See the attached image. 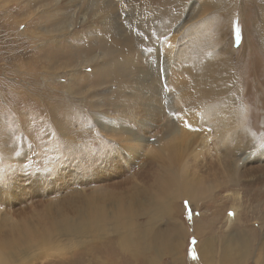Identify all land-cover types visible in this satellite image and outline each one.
<instances>
[{"label":"rangeland","instance_id":"rangeland-1","mask_svg":"<svg viewBox=\"0 0 264 264\" xmlns=\"http://www.w3.org/2000/svg\"><path fill=\"white\" fill-rule=\"evenodd\" d=\"M173 1L174 3L171 4L174 7L171 6L172 9H168L169 13L172 14L174 18L180 17V15H185L186 21H188L189 24L187 22L188 26L187 24L185 25L186 27H184V31H180V35L177 34L179 36L176 38L175 42L172 43L171 48L168 51V53H170L168 60L153 57L151 53L152 49H150L151 51H148L145 48L144 41L146 39H138V41L134 42V48L132 47L134 51H140V55L138 54L135 59L138 63H134L129 69L131 72L129 76L126 77V79H129L127 80L128 83L125 84L124 89L121 90L119 88V91L118 86L116 85L117 78L108 71L105 76L102 75L98 81L99 77L97 76L101 74L100 68L103 67L104 63L99 61L98 56L100 54L97 49L94 50L93 54H91L95 57V60L93 62H87V65L81 64L76 72L70 70L69 68H65L62 65L63 62H67L73 66L82 61L86 57V53L90 52V45H93L96 40L94 31H96L99 27V25L93 24V22H95L93 16L84 15L86 12L84 10L81 11L79 15H76L73 12L72 14L67 13L65 16L62 14V3H65V0H43L42 3H40L41 0H0V127H6L4 123V116L8 117L9 120L10 113L12 114V112H15V114H18L20 111L25 119H27L24 121L21 115V119L26 123L25 125L23 124L21 129L24 132L23 141L27 143V147L29 146V148H31L30 146L33 144H36V147H39V145L48 147V143H51H47V134L49 135L48 131L43 129V126L42 133H40L41 127L37 125L35 126L29 121L35 122L36 114L38 113L37 105L44 104L42 103L43 96L40 93H48L44 90L45 85L56 88L59 96L65 97L64 90L68 87V83L71 79L74 81H70V85L73 86V90L78 94V96L72 92L71 100H73L74 103L69 104V106L72 108H78V106L79 108L82 107V112H79L81 109H78L79 111H76L75 109L76 113H74V116L76 117L72 116L73 120L70 123L71 131L85 134L88 138H90L88 135H90L93 128L95 129L94 124H91L94 123V121H90V123L86 122V126H84L82 124L83 120H80V117L86 118L88 116V118L92 120L94 117L101 115L107 119H112L113 117L124 118L128 116L127 118H124L126 122H131L133 124V120H135L133 125H138L139 128L144 125L145 132L149 127V116L152 114L151 110H149V106L153 104L155 100L154 98L158 99V92L154 93V97V95H152L154 92L152 89L159 86L157 79L162 81V76L166 73V70L169 69V66L170 70L172 69L173 72L175 70L174 68L179 67V70H186L189 68V70L192 71V74H195V70L198 71L202 65L199 62V59L202 61V59L204 60L207 57V53L205 52H208L209 59H211L214 63L222 58L223 50L221 47H225L226 49L230 47L229 36L233 40L232 47L235 51L230 53V55H242V57H248V52H250L251 49L248 47L249 45L247 48H244L245 50L241 49L243 51L242 52L239 48L240 46H238V41H235L241 34L238 19L229 21L231 10L227 11L226 6H228V4L230 5L232 0H230V3H228V0ZM131 2L132 1L125 4L127 5L129 3L127 8L122 5L124 15L119 19V23L120 27L125 30V33L129 30L134 32L136 31L134 35L137 36L139 30H136L137 28L132 26V23L134 21V17L136 18V14H138L139 3ZM44 5L45 9L43 8ZM24 7L26 8L24 12L25 14H19V11L23 10L22 8ZM82 7L85 8L86 5L83 4ZM239 7H237L236 12L237 14L239 13L238 15L242 18L241 26L243 27V33L245 31L244 37L246 38L248 36L246 32V24L251 17L252 10L250 7H244L243 5ZM83 8L80 9L82 10ZM155 8L157 9V6H155ZM11 14H13V16H11ZM26 16H28L27 21L24 24H20V19L23 17L27 18ZM129 20L131 22H129ZM194 20L195 22L191 23ZM196 21H199V23ZM258 26V32H261V30L264 31V15L263 18L257 20V27ZM237 29L239 30L238 32ZM60 30L62 33L59 35ZM216 30H221L220 36H218ZM22 31L24 32V35ZM27 31H29L30 34H28ZM175 33L176 32H172L171 37L176 36ZM259 39H264V35L259 37ZM205 41H210L213 46L210 43L204 44L206 43ZM215 41L217 42L215 43ZM206 45L208 47H206ZM204 46L205 48L203 49ZM209 46L212 48L210 49ZM151 47L152 43L148 46V49ZM37 48H39V51L36 52L35 49ZM48 48H50L53 52L55 51V48L61 49L64 52L74 51V54L76 55V58H73L74 63L71 62L72 59L66 60V58L63 57L56 60V62H49L44 54L47 53ZM208 49L210 50L208 51ZM196 52H198L201 56L197 57L196 55L198 54ZM253 53V55L257 58L255 67L251 62H248V64L246 63V65L243 63L244 75L241 73V80L244 83L247 81L248 86L252 88L255 86L257 88V91L252 92L249 90L248 92V94H250L249 97L251 96L250 104H253L252 109L249 110V114L255 115L256 117V119L254 117L249 120L251 122H249V131H251L250 134L252 133L253 138L251 137L252 135L247 137L244 134H242L244 137L242 136L237 138L235 132L230 133L225 137L224 128L220 129L217 127L215 122L211 123L212 121H208L206 118V121H204L205 119H203V121L206 122V124L208 123L207 125L209 126L205 129V135H199L198 138H196L197 142L192 149L181 155V162H178V167L183 171L187 179L194 182L193 189L196 192L204 194V197L196 199V204L198 206L197 209H195L194 206L187 200H176V197L172 196L174 197L171 199V204L174 205V212L172 216L169 217L164 214L159 215L160 218L157 217V220H155L154 224H152L150 231H147L151 241V250L147 252V259L142 257H137L136 259L130 258V253L128 251L120 250L117 244H115L119 234L102 232L101 238H97V240L93 241H85L81 245L65 243L67 237L54 238L52 235L55 241L53 249L46 247V250L44 251H36L33 253V256L39 254V259L33 260L30 263L23 262L21 264H203L201 257L197 252L196 246L198 244H203L205 242V238L211 240L210 242L213 245L212 255L215 261L214 263L222 264L220 263L222 253L226 247L232 246L231 239H234L236 236L245 240L249 250L248 256L245 257V262L243 261L241 264H255V260L257 258L256 256L263 253L261 251V244L264 241V148L260 147L261 144H264V83L261 82L264 79V69L263 67H259V64L262 62L261 54L256 51ZM151 55L152 59L151 61H148V58ZM172 55L173 58L171 59L170 57ZM91 57L92 56H90V59ZM194 57L198 61L194 60ZM22 58L25 63H31L32 67H34L33 69L36 70L33 71L35 73H21V71L16 70V60ZM196 61L200 66L196 63ZM49 63L52 64L49 65L51 69L48 67ZM37 65H39V67L35 68ZM140 65L141 67H139ZM250 70L255 72V74H259V78H252L253 76L250 75ZM248 75L251 78H249ZM147 84L151 86L150 89ZM139 87L143 88L140 89ZM15 92L24 96V98H26V103L19 102L16 99L14 101L15 105L13 106L14 110L10 112L9 102L11 100L13 102ZM199 92L200 90L197 88L191 90V93L195 97L200 96L199 98H202L203 95ZM9 94H11L12 98H10ZM260 95L263 96V99L259 98L261 97ZM137 97L140 98L138 101ZM133 100L135 102L137 101V104L133 102ZM3 102H6L7 104L5 105ZM140 102L143 105L146 104V108L143 107ZM205 102L202 100L200 103ZM56 103L58 102L56 101ZM157 103L159 105L161 104L163 109H166V106L162 103V101L158 100L154 103L156 105L155 107L158 106ZM62 106L64 108L65 104L62 103ZM129 108H133V111ZM56 110L57 117L65 119L61 117V114H64L61 111L64 109ZM58 111L61 113L59 114ZM135 111L137 112L135 113ZM65 115L66 113L64 114V117L68 118ZM227 116L228 115H225L226 118H223L225 124H227L231 118L230 116ZM40 117L43 118L44 116L40 115ZM129 117L131 119H129ZM44 119L51 120L52 116L49 118L45 117ZM75 120L76 122H74ZM160 121L158 119L157 123L154 124L156 128L152 127L153 129H151V131L147 129L150 131V134H148V140L140 143H144L143 145H146L147 149L148 147L149 149L143 153L141 152L142 156H136L138 159L133 163V165L128 166V168L123 166L124 163L118 165L116 169H120L121 172L115 171V165H112L110 162L107 163L108 165L103 163V159L105 160L107 155L110 156L114 153L113 150L116 147L114 141L112 142V140L110 141L108 138H103L102 140L101 137H95L92 144V147L95 149L93 151L87 150L85 143L83 144L82 140H77V143L80 145V149L78 151H75L73 154L71 153L70 155H66L65 157L60 154L63 158L62 163L59 166H57V164H59L58 160L56 161L57 163L55 161L53 162V164L57 167L54 169V172L57 171V175L60 172L65 173L68 175L67 179L69 181L67 180L68 182L66 184L59 183L60 185H55L51 181L52 177L57 175H53L49 172H42L41 168H39V181H45L44 179H41L47 178L46 181L53 183V186L44 191L39 188V197L37 196L33 199H26L25 203L15 206V209H24L30 205L32 210L27 212L24 216L26 223L38 227L39 232H42L52 227L53 222L56 220L59 221L62 217H74V212L78 209L76 207H84V205L77 199L79 198V195H81V193H89L92 190L95 191L100 187H106L107 192L111 193L108 195V199L112 202V205L109 204L107 207L104 206V209H112L115 202L122 201L123 203L129 198L136 196L137 192L143 194L145 190L147 192V197L145 195L146 202L148 199L149 202L157 201V198H160L159 196H156V194H158V183L165 178L167 173L166 167H163V162L165 161L162 159L156 161V154L153 150L151 151V145H153L154 139H156L157 136L163 135L165 131L164 124L166 122L164 119H160ZM137 122H141V125ZM52 130L53 133L56 134L51 136L54 141V145L51 147L54 151L55 148H58L57 145H60L58 141H56L60 134L58 133L59 130L57 131L54 125L52 126ZM2 133L3 132L0 131L1 143L3 140ZM251 138L252 140H250ZM238 141H242L244 145L247 144L250 150L246 155L241 156V165L237 168L236 173L232 175L222 161L233 159V155L235 154L234 149L239 143ZM99 146H103V152L100 153V155L96 152L98 148H100ZM214 146L217 151L213 149ZM46 153L48 155H53L54 153L56 154V152H52L50 150H47ZM114 157H116V155ZM99 158L100 162L98 161ZM199 164H201V166H199ZM78 168L80 169L77 170ZM113 172H118V174L120 173V177L118 176L111 181H101L103 178L113 176L111 175ZM3 173L4 170H1L0 174L3 175ZM34 174L38 176L36 172L28 175H31L33 178ZM26 182H28V179ZM159 203L160 202H155V205ZM38 204H41V206L36 207ZM150 204L151 203H147L144 205L149 206ZM139 211L140 210L138 209V216L135 218V222L139 229L142 230L145 223L148 222L149 219L142 211H140L141 213ZM230 213L234 215H230ZM76 214H79V211H77ZM197 218L204 226L202 232L199 234H196L194 227L192 228V226H196L194 221L198 222ZM13 221L15 220L0 222V242L12 238L11 235L15 236L18 232L14 229ZM49 223H51V225H49ZM179 228H181V232L178 231ZM107 243L108 245H106ZM89 244L98 246L99 250H93L91 247L86 248ZM100 245L101 247H99Z\"/></svg>","mask_w":264,"mask_h":264},{"label":"bare ground","instance_id":"bare-ground-1","mask_svg":"<svg viewBox=\"0 0 264 264\" xmlns=\"http://www.w3.org/2000/svg\"><path fill=\"white\" fill-rule=\"evenodd\" d=\"M42 1L43 0H41L40 3H42ZM130 1H132L131 3H136V2L139 3L138 14H136L137 16L136 18L134 17V21L132 23V26H135L137 28L136 30H139L137 36L134 35L136 31L134 32L129 30L128 32L125 33L124 32L125 30L120 27V23H119V19L124 15L123 14L124 9L122 5L127 8V5L130 3ZM127 2L129 3L125 5ZM171 3H174V1L173 0H65V3L64 2L62 3L63 4L62 14L66 16L67 13L72 14L74 12L76 15H79L80 12L84 10L86 11L84 15L93 16V19L95 20L93 24H97L99 25V27L96 29V31H94L95 32L94 36L96 40L93 45H90V52L86 53V57H85L86 59L84 58L82 61H80L79 63L73 66L68 64L67 62L66 63L63 62L62 65L65 68H69L70 70L76 72L78 71V67H80L81 64L83 65L86 64L87 62H93L95 60V57L91 54H93L94 50L97 49L99 50V54H100L98 56L99 61L104 63L103 67L100 68L101 74L99 73L100 75L97 76L99 77L98 81L100 80V77L102 75L105 76L106 72L108 71L114 77L117 78L116 85L118 86V89L119 88L121 90L124 89L125 84L128 83L127 80H129L126 79V77L129 76L131 72V70L129 69L132 67L134 63L135 64L138 63V61L136 62L135 59L138 56V54L140 55L139 50H136L137 52L133 50L135 41H138V39L140 40L146 39L144 41L145 48L146 50H148V46L152 43V47L149 49H152L151 53L153 57H156L158 59L161 58L168 60L170 56V53H168V51L170 50L172 43L175 42L176 38L181 34L180 31L182 30L184 31V27H186L185 25L188 22L186 21V16L180 15V17L174 18V16L170 14L168 10L169 8H171V6H173ZM228 3H230V0H228ZM83 4L86 5L85 8L82 7ZM241 5H243L244 7H250L252 10L251 17L246 24L248 29V30L246 29V32L248 34L246 38L244 37L245 31L243 33V27L241 26L242 18L240 17V15H238L239 13L237 14L236 12L237 7ZM155 6H157V9L155 8ZM44 7L45 5L43 6V8ZM79 7L83 9L81 10ZM22 9L23 10L19 11V14L24 13L26 8L24 7ZM226 10L227 11L231 10L229 21L233 19L234 20L238 19L239 21L241 34L235 41H238V46H240L239 47L240 50L247 48V46L249 45L248 47H250L251 49L250 52H248V57H242V55H238V56L230 55V53H233L235 51L233 50L232 47L233 40L229 36L230 47L228 49H226L225 47H221V49L223 50V56L218 61H216V63L211 61V59H209L208 57V52H205L207 53L206 54L207 57L205 56L206 58L204 60L202 59L203 58L202 57L201 58L202 61L199 59V62L202 65L198 71L195 70L196 72L195 74H192V71H190L189 68L186 70L185 69L179 70V67L174 68L175 70L173 72L172 69H171L172 71L170 70V66H169V69H167L166 73H164V75L162 76L163 77L162 81L160 79H157L159 83L158 84L159 88L155 87L154 89H152L154 91L152 95H154L155 92H158V99L154 98L155 100L153 104L149 106L150 107L149 110H151L152 114H150L149 116L150 117L149 127L146 128L149 129L150 131L151 129H153L152 127L156 128L154 124L157 123L158 119L159 121L160 119H164L166 122V123L164 122L165 123L164 134L157 136V138L154 139L153 141V145H151L152 146L151 151L153 150V152L156 154L157 157L156 161L160 159L165 161L163 162V167H166L167 170L165 178L158 183L159 185L157 187L158 194H156V196H159L160 198H157V201L149 202L148 199V201L146 202L145 198L147 197V192L145 190L143 194L137 192L136 196L129 198L123 203L122 201L115 202L112 209L110 208L112 206L108 207L111 210L107 208L104 209L105 208L104 206L107 207V205L109 204L112 205V202H110V200L108 199V195H110L111 193L107 192L106 187H100L95 191L92 190L89 193H81V195H79V198L77 199L80 201L81 204L84 205V207L77 206L76 208L78 209L75 210L74 217H62L59 221L56 220L55 222H53L52 227H50L49 229L46 228L47 230L39 232L38 227L29 225L28 223H26V219L24 218L25 214L32 210L30 205L24 209L23 208L15 209V206L25 203L26 199L28 198L33 199L36 198L37 196L39 197V192H40L39 188L44 191L47 188L53 186V183L55 185L59 183L66 184L69 181L67 179L68 175H66L65 173L60 172L57 175L56 174L57 171L54 172V169L57 167L53 164V162L54 161L56 162L58 160L59 164H57V166H59L62 163L63 157H61L60 154L65 157L66 155H70L71 153L73 154L75 151H78L80 149V145L77 143V140H82V143L83 144L85 143L87 150L94 151L95 149L94 147H92V144L94 142L95 137H101L102 140L103 138H108L110 139V141L111 140L112 142L114 141L116 147L114 148L113 150L114 153L112 155L110 156L107 155L106 157L107 159L106 158L105 160L103 159V163L107 164L108 162H110L112 165H115V169H114L115 171L121 172L119 168H118L119 170L116 169L118 165L124 163L123 166H125V168H128V166L133 165V163L138 159L136 158V156L138 157L142 156V153L149 149V147L147 149L146 145H143L144 143L143 144L140 143L142 141L148 140V136H149L148 134H150V131L146 129V131L144 132L145 130L144 125L140 126V128L138 125L134 126L133 124L135 120H133L134 121L133 124L131 122H126L124 118H127L128 116L124 118L113 117L112 119H107L101 115L94 117L92 120H90L88 116L86 118L80 117V120H83L82 124L84 126H86L85 125L86 122L90 123V121L92 122L94 121V123L91 124H94L95 129L93 128L92 132L90 131L91 133L90 135H88L90 138H88L85 134L71 131L70 123L73 120L72 116H74V113H76L75 109L76 111H79L78 109H81L79 112H82V107L79 108L78 106V108H72L71 106H69V104L74 103L73 100H71L72 92H74V90H73V86L70 85L71 84L70 81H74V80L71 79L68 83L69 84L68 87L66 89L63 87L65 89L64 90L65 97H60L58 92L56 91V88H52L49 85H45L44 90L47 91L48 93L46 92L40 93L43 96L42 103L44 104L37 105V112H38L37 114L39 116L36 114L35 122L29 121L35 126L37 125L41 127V128L39 127L41 129L40 133H42L43 126H44L43 129H46L48 131L49 135L47 134V138H48L47 143L51 142L48 143L49 145V146L47 145L48 147L45 146L43 147L42 145L36 147L35 146L36 144L31 145L30 146L31 148H29V146L27 147V143L23 141L24 132L21 129L23 124L24 125L26 124L24 121H26L27 119H25V117L22 115L20 111L19 113L17 112L19 115L15 114V112H12V114L10 113L9 120L8 117L4 116L5 119L4 123L6 127L5 128L0 127V131L3 132L2 133L3 140L2 143L0 142V171L4 170L3 175L0 174V177H3L2 181H0V198H1L0 222L15 220L13 221L14 229H16V231L18 232L16 233L15 236L11 235L12 238L0 242V264H21L23 262L30 263L33 260L39 259V254L33 256V253L39 250L44 251L46 250V247H50L53 249L55 237H67L65 243L81 245L85 241H89V240L93 241V240H97V238H101L102 232H112L113 234H119L115 244H117L120 250L128 251L130 253L129 254L130 258L136 259L137 257H142L144 259H147L146 256L147 252L151 250V241L147 231L148 232L150 231L152 224H154L155 220H157V217H159V215L164 214L169 217L172 216L174 212L173 211L174 205L171 204V199L176 197V200L177 199H181V201L187 200L190 204L194 206L195 209H197L198 205L196 204L197 202L196 199L203 198L204 194H202L201 192H196L193 189L194 182L192 180L187 179L183 171L180 170V168L178 167L179 166L178 162H181V155L185 154L190 149H192V147L196 144L197 142L196 138H198L199 135H205V129H207L208 126L207 125L208 123L206 124V122H204L206 121V119H208V121L209 120L212 121L211 123L215 122L217 127H219L220 129L224 128L223 130L225 133V137L233 132H235L237 138L242 137L243 136L242 134L246 135L247 137L248 136L250 137L252 135V133L250 134L251 131H249V125H250L249 120L251 118H254L255 115L251 114L252 115L251 116L249 114V110L252 109L253 104H250L251 96L249 97L250 94H248V92L249 90H251L252 92L257 91V88L255 86L254 88L248 86L247 81L246 83H244L241 80V73L244 75L243 63L246 65V63L248 64V62H251L252 64H254L255 67L257 58L253 55L254 51L261 54L262 62L259 64L260 65L259 67H263L264 69V39L262 40L259 39V37H262L264 35V31L261 30V32H258L257 30V28H259V26L257 27V20L263 18L264 15V0H234V1L232 0V3L226 6ZM11 16H13V14H11ZM26 17L27 18L25 17L21 18L19 23L24 24L28 19V16ZM129 22L131 21L129 20ZM193 22H195V20L192 21L191 23ZM196 22L199 23V21ZM61 30L59 35L62 33ZM29 31H27L28 34H30ZM172 32L173 33L176 32L175 33L176 36L171 37ZM220 32L221 30H216L218 36L221 35ZM226 35H227V29H226ZM216 42L217 41H215V43ZM209 43L210 41H207L204 44H209ZM210 44L213 46L212 43ZM206 47L208 46L206 45ZM50 48L47 49V53H44L46 59L49 62H56V60H59L63 57L66 58V60L72 59L71 62L74 63L73 58L74 59L76 58L74 51L64 52L61 49L55 48V51L53 52L51 51ZM204 48L205 46L203 47V49ZM211 48L212 47H210V49ZM210 49H208V51ZM35 51L36 52L39 51V48L35 49ZM196 53L198 54V52ZM152 55L149 56L148 61H151ZM90 56H92L91 59ZM196 56L198 57L201 55L198 54ZM195 57L194 60H197ZM170 58L172 59L173 55ZM16 61H17L15 64L16 70L21 71V73L31 74L30 72H33L35 70L33 69L34 67H32L31 63H27V62L25 63L23 58L17 59ZM50 64L51 63L48 64V67ZM197 64L199 65V63ZM36 67H39V65L35 66V68ZM139 67H141V65ZM250 72H251L250 75L253 76L252 78L254 79L260 76L259 74H255V72L251 70ZM249 78L251 77L249 76ZM117 80L120 81L118 82ZM261 82L264 83V79ZM150 87L151 86H149V89ZM139 88L142 89L143 87L142 88L139 87ZM194 88L200 90L199 93L203 95L202 98H199L200 96L195 97L191 93V90ZM14 94L15 97L13 98L14 99L13 102L12 100L9 102L10 112L14 110L13 106L15 105L14 101L16 99L19 102L26 103V98H24V96L18 94V92L17 93L15 92ZM75 94L78 96L77 93ZM9 95L10 98H12L11 94ZM259 98L263 99V96ZM139 99L140 98H138L137 101ZM158 100L162 101V103L166 106V109L165 108L163 109L161 104L159 105L158 103H157L158 106L155 107L156 105L154 103H156ZM202 100L206 102L200 103L202 102ZM56 101L58 103H56ZM137 101L135 102L133 100V102H135L136 104ZM62 103H64L65 106L67 104L66 106L67 108L65 106L63 108ZM4 104L6 105L7 103L5 102ZM143 107L146 108V104H144ZM56 109H64L61 112H63L64 114L66 113L65 116H67L68 118L64 117V114H61V117L65 118L66 120L62 118H58ZM129 109L133 111V108L132 109L129 108ZM137 111H135V113ZM61 112H59V114ZM21 115L24 121L21 119ZM40 115L44 117L41 118ZM225 115L231 117L227 124H225V122L223 121V118H226ZM51 116H52L51 120L44 119L45 117L49 118ZM129 119L131 118L129 117ZM203 119L205 120L203 121ZM139 120L142 121L141 119ZM74 122H76V120ZM137 123L140 124L141 122H137ZM53 125L55 126L57 131L59 130L58 133L60 134V136H58L59 134L57 135L58 139L56 140L60 145H57L58 148H55L54 151L51 147L54 145L53 144L54 141L52 140L51 136L56 135L55 133H53L52 130ZM251 137L253 138V135ZM252 138L250 140H252ZM238 142L239 143L235 146L234 149L235 154L233 155V159L230 160L228 159V161L227 160L222 161L226 165L227 170L230 171L232 175L236 173L237 168L241 165L240 164V161L242 160L241 156L246 155L247 152L250 150L247 144L244 145L242 141H238ZM128 143H132V144H128ZM99 147L100 148H98V150L96 151L98 155H100V153L103 152L102 151L103 146H99ZM213 149L217 151L215 146ZM47 150L56 152V154L54 153L53 155H48L46 153ZM115 155L116 157H114ZM100 158L98 159L99 162H100ZM199 166H201V164H199ZM39 168H41L42 172H49L53 175L55 174L57 175L52 177L51 182L53 183L47 182L46 181L47 178L41 179V180L44 179L45 181H39ZM79 169L80 168H78L77 170ZM35 172L38 174V176L34 174L32 178L31 175L30 176L28 175V174H33ZM111 175L113 176H109L108 178H103V180L101 181H105V180L111 181L118 176L120 177V173L118 174V172H113ZM27 179L28 182H26ZM155 202H160V203L155 205ZM147 203H151V204L149 206L144 205ZM37 206H41V204L36 205V207ZM138 209L142 211L149 219V221L145 223L142 230L139 229L138 225L135 222L136 221L135 218H137L138 216ZM77 211H79V214H76ZM194 224H196V226L194 225L192 226V228L194 227L196 234L202 232L204 226L202 225L201 221L198 222L194 221ZM49 225H51V223H49ZM178 231L181 232V228H179ZM52 235L54 236V238L52 237ZM83 238H87V239L90 238V239L87 240ZM210 241L211 240H209L208 238H205V242L203 244L200 245L198 244L196 246L197 252L201 257V261L203 262V264H207V263L213 264L215 262L212 255L213 245ZM106 245H108V243ZM231 245L232 246L225 248L224 252L222 253V258H220L221 260L220 263L241 264V262L243 261L245 262V257L248 256L249 254L248 246L245 240L242 239L241 237L238 238L236 236L234 239H231ZM261 245H262L261 251L263 253L256 256L257 258L255 260V264H264V241L262 242ZM90 247L93 250L98 249V246L92 244H89L86 248H90ZM99 247H101V245Z\"/></svg>","mask_w":264,"mask_h":264},{"label":"snow or ice","instance_id":"snow-or-ice-1","mask_svg":"<svg viewBox=\"0 0 264 264\" xmlns=\"http://www.w3.org/2000/svg\"><path fill=\"white\" fill-rule=\"evenodd\" d=\"M238 31H239V30L237 29V32H238ZM148 51H151V50L148 49ZM260 147H261V148H264V144H261ZM2 179H3V177H0V181H2ZM230 215H234V214L230 213Z\"/></svg>","mask_w":264,"mask_h":264}]
</instances>
